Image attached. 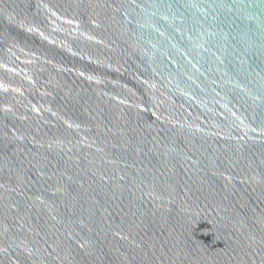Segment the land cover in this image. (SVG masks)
<instances>
[{
    "label": "water",
    "instance_id": "1",
    "mask_svg": "<svg viewBox=\"0 0 264 264\" xmlns=\"http://www.w3.org/2000/svg\"><path fill=\"white\" fill-rule=\"evenodd\" d=\"M0 264H264V0H0Z\"/></svg>",
    "mask_w": 264,
    "mask_h": 264
}]
</instances>
